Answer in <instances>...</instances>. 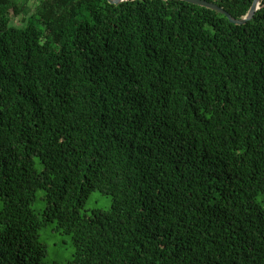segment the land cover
Listing matches in <instances>:
<instances>
[{
	"label": "trees",
	"instance_id": "trees-1",
	"mask_svg": "<svg viewBox=\"0 0 264 264\" xmlns=\"http://www.w3.org/2000/svg\"><path fill=\"white\" fill-rule=\"evenodd\" d=\"M260 194L264 0H0V264H264Z\"/></svg>",
	"mask_w": 264,
	"mask_h": 264
},
{
	"label": "rangeland",
	"instance_id": "rangeland-1",
	"mask_svg": "<svg viewBox=\"0 0 264 264\" xmlns=\"http://www.w3.org/2000/svg\"><path fill=\"white\" fill-rule=\"evenodd\" d=\"M35 169L41 170V164L36 159L34 161ZM32 209L35 213L41 214L44 209L43 192H36V197L32 203ZM111 206V197L104 195L99 191H93L88 195L80 212L83 215H89L93 210L108 211ZM2 203L0 201V209ZM55 222L49 223L39 231L38 240L46 246V255L43 258L44 263H66L73 258L74 248L69 235L60 231H55Z\"/></svg>",
	"mask_w": 264,
	"mask_h": 264
},
{
	"label": "water",
	"instance_id": "water-1",
	"mask_svg": "<svg viewBox=\"0 0 264 264\" xmlns=\"http://www.w3.org/2000/svg\"><path fill=\"white\" fill-rule=\"evenodd\" d=\"M110 4H119V3H122V2H125L127 0H107ZM190 3H193L195 5H199V6H203V7H206V8H210V9H213L221 14H223L228 20L230 23H233V24H243L245 23L246 21H249L253 15V13L258 9L259 7V0H255L254 1V5H253V8L249 14V16L245 19V20H242V21H236V20H233L225 11H223L221 8L213 5V4H210L208 2H205V1H201V0H186Z\"/></svg>",
	"mask_w": 264,
	"mask_h": 264
},
{
	"label": "clouds",
	"instance_id": "clouds-1",
	"mask_svg": "<svg viewBox=\"0 0 264 264\" xmlns=\"http://www.w3.org/2000/svg\"><path fill=\"white\" fill-rule=\"evenodd\" d=\"M256 199L258 202H264V194L258 195Z\"/></svg>",
	"mask_w": 264,
	"mask_h": 264
}]
</instances>
